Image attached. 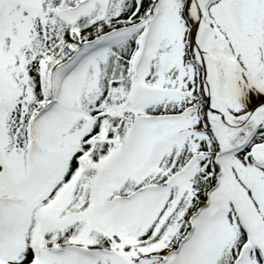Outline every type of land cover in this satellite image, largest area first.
<instances>
[{
  "label": "snow or ice",
  "instance_id": "obj_1",
  "mask_svg": "<svg viewBox=\"0 0 264 264\" xmlns=\"http://www.w3.org/2000/svg\"><path fill=\"white\" fill-rule=\"evenodd\" d=\"M0 264H264V0H0Z\"/></svg>",
  "mask_w": 264,
  "mask_h": 264
}]
</instances>
